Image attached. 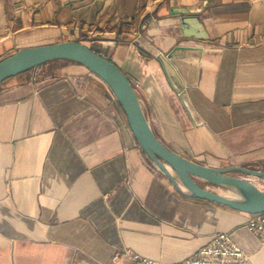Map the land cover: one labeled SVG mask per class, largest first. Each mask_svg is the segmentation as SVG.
Listing matches in <instances>:
<instances>
[{"label":"crops","instance_id":"crops-1","mask_svg":"<svg viewBox=\"0 0 264 264\" xmlns=\"http://www.w3.org/2000/svg\"><path fill=\"white\" fill-rule=\"evenodd\" d=\"M182 8L206 38L181 33ZM67 39L126 74L167 147L211 166L264 163V0H0V58ZM248 216L178 190L80 62L51 59L0 83V264H113L124 248L175 262L217 231L264 264Z\"/></svg>","mask_w":264,"mask_h":264},{"label":"water","instance_id":"water-1","mask_svg":"<svg viewBox=\"0 0 264 264\" xmlns=\"http://www.w3.org/2000/svg\"><path fill=\"white\" fill-rule=\"evenodd\" d=\"M175 13L180 14L179 28L186 36L206 38L198 15L192 10L182 8ZM174 48H181L175 46ZM159 52L156 57L160 60L163 70L172 86L179 91L176 84V71L168 57ZM63 58L80 62L110 88L114 97L126 115L131 132L146 155L163 171L174 186L187 194L215 201L247 213L264 212V191L260 189L248 175L263 176L264 169L230 164L211 166L182 156L162 143L152 131L140 106L133 85L126 74L106 56L96 52L86 43L67 39L49 43H41L20 47L0 58V83L7 78L35 67L45 61ZM182 102L190 117L195 121V111L182 96ZM232 170L244 172L247 176L240 177L230 174ZM196 178L208 182L240 188L244 198H233L202 186Z\"/></svg>","mask_w":264,"mask_h":264},{"label":"built area","instance_id":"built-area-1","mask_svg":"<svg viewBox=\"0 0 264 264\" xmlns=\"http://www.w3.org/2000/svg\"><path fill=\"white\" fill-rule=\"evenodd\" d=\"M151 1L157 3L161 0ZM246 226L264 241V212L249 213ZM122 257L127 259L125 264H254L249 255L225 231L211 234L208 240L192 254L175 262H161L124 248L121 252L114 253L113 264H116Z\"/></svg>","mask_w":264,"mask_h":264},{"label":"rangeland","instance_id":"rangeland-1","mask_svg":"<svg viewBox=\"0 0 264 264\" xmlns=\"http://www.w3.org/2000/svg\"><path fill=\"white\" fill-rule=\"evenodd\" d=\"M246 167L256 168V169H264V163H260V164H249V165H246ZM230 174H233V175H236V176H240V177L247 176L244 172H241V171H238V170H232L230 172ZM248 177L260 189H262L264 191V177L263 176L248 175ZM209 185L212 187V189H215L216 191H219L222 194H227L231 190L230 187L229 186H226V185H220V184H215V185L209 184Z\"/></svg>","mask_w":264,"mask_h":264},{"label":"bare ground","instance_id":"bare-ground-1","mask_svg":"<svg viewBox=\"0 0 264 264\" xmlns=\"http://www.w3.org/2000/svg\"><path fill=\"white\" fill-rule=\"evenodd\" d=\"M230 189V192H228L226 195L231 196L233 198H244L245 194L240 188L231 186Z\"/></svg>","mask_w":264,"mask_h":264}]
</instances>
